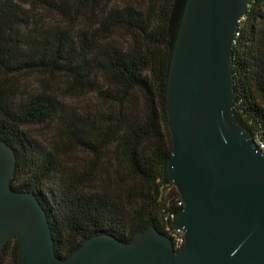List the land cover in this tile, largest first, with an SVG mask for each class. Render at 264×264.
<instances>
[{
    "label": "trees",
    "instance_id": "16d2710c",
    "mask_svg": "<svg viewBox=\"0 0 264 264\" xmlns=\"http://www.w3.org/2000/svg\"><path fill=\"white\" fill-rule=\"evenodd\" d=\"M98 2L78 0V6ZM41 3L65 7L50 0H0V139L17 154L13 187L39 198L63 258L101 233L131 241L155 226L174 238L175 215L184 202L167 169L173 153L167 86L187 0L113 4L102 13L99 29L76 32L45 27L34 13ZM262 22L264 0H253L240 22L233 55L237 115L264 142ZM114 31L127 40L109 38ZM41 73L71 76L97 100L80 120L84 136L77 138L95 157L96 167L109 156L116 168L111 178L107 161L106 179L96 189H86L67 173L58 147L41 143L27 130L64 119L58 97L1 84L2 78ZM18 255V240L12 238L0 253V264H19Z\"/></svg>",
    "mask_w": 264,
    "mask_h": 264
},
{
    "label": "water",
    "instance_id": "95a60500",
    "mask_svg": "<svg viewBox=\"0 0 264 264\" xmlns=\"http://www.w3.org/2000/svg\"><path fill=\"white\" fill-rule=\"evenodd\" d=\"M253 0H187L167 86L185 244L155 226L131 241L110 233L59 256L39 198L13 187L15 149L0 139V253L18 240L19 264H264V150L238 117L234 47Z\"/></svg>",
    "mask_w": 264,
    "mask_h": 264
},
{
    "label": "rangeland",
    "instance_id": "374dc122",
    "mask_svg": "<svg viewBox=\"0 0 264 264\" xmlns=\"http://www.w3.org/2000/svg\"><path fill=\"white\" fill-rule=\"evenodd\" d=\"M50 1L51 3L56 2L58 6L64 2L65 7L57 8L55 4L46 5L43 3L37 5L34 13L41 23L48 28L67 27L76 32L81 29H99L102 13L107 6L120 5L127 1L139 5L146 0H99L96 5L82 8L78 6V0ZM258 28L261 33H264V22L259 23ZM108 37H114L119 41L127 40V36L119 31H114ZM1 84H5L4 88L9 90H21V93L31 90L35 92L48 91L56 95L64 105V119L58 118L56 121L44 124H33L28 126L27 130L41 143L58 147L61 162L67 173L75 174L86 189H96L99 184H103L101 179L103 177L106 179L109 165V171L112 173L111 178H113V169L116 168L115 160L105 156L96 167L95 157L86 148V145L77 138L84 136L82 129L85 123L80 120H83L85 112L91 105L97 104L94 95L77 84L71 76L62 73L21 74L8 79L2 78ZM125 173L127 174L126 177L131 179L128 169Z\"/></svg>",
    "mask_w": 264,
    "mask_h": 264
},
{
    "label": "built area",
    "instance_id": "2783aa9c",
    "mask_svg": "<svg viewBox=\"0 0 264 264\" xmlns=\"http://www.w3.org/2000/svg\"><path fill=\"white\" fill-rule=\"evenodd\" d=\"M256 137V136H255ZM256 140L259 144V146L261 147L262 150H264V142L257 139L256 137ZM184 202V200L182 202H180L181 204ZM173 240H174V243H175V247L176 249H179V248H183L184 244H185V234L179 230V229H176L173 233Z\"/></svg>",
    "mask_w": 264,
    "mask_h": 264
}]
</instances>
